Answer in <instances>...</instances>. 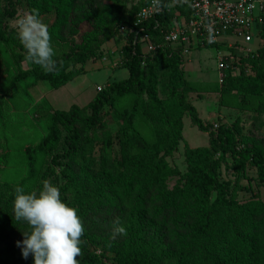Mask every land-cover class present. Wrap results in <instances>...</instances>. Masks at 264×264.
I'll return each mask as SVG.
<instances>
[{"label": "rangeland", "instance_id": "rangeland-1", "mask_svg": "<svg viewBox=\"0 0 264 264\" xmlns=\"http://www.w3.org/2000/svg\"><path fill=\"white\" fill-rule=\"evenodd\" d=\"M143 0H0V264H33L31 255L24 259L16 242L22 241L27 225L14 219L12 191L6 187L22 186L26 191L38 190L43 180L57 187L64 183L61 168L49 164L54 152L62 149L61 139L51 148L29 152L47 133L49 115L55 109H67L71 104L85 106L89 100L113 79L127 76L123 66L122 46L126 33L120 30L123 21L142 5ZM57 5V6H56ZM38 10L49 26L56 54H63L71 45L90 39L98 54L94 61L76 64L79 73L61 86L53 88L45 80L27 76L10 87L14 74L29 67L24 62L21 44L13 27L18 13ZM180 20L179 10L171 8ZM57 10V12H56ZM61 18H56V13ZM173 19V17H172ZM173 20L169 22L171 26ZM264 27V20H263ZM261 26L258 25L257 29ZM95 37L96 40L91 38ZM238 40L232 35L223 40ZM151 42H160L151 39ZM259 43V44H258ZM264 43L255 37L247 44L254 52ZM141 49L146 45L140 40ZM220 51L227 52L223 44ZM237 61L233 74L254 75L258 69L255 56L229 48ZM158 96L168 93L167 61L156 56ZM184 99L193 104L208 128L227 126L235 139L238 154L227 153L226 164L219 162V179L225 187L230 208L207 215L202 205L185 184L184 148L207 147V131L192 124L183 112L180 125L163 123V132L180 135L176 148L161 160L154 159V173L146 164H131L121 155L118 143L103 150L95 139L83 150V161L76 160L72 170L89 196L75 208L83 220L85 240L97 258L96 264H118V259L135 254L144 257L143 264H264V185L257 179L256 167L243 150L264 152V94L251 95L242 91L224 92L217 81L216 47L198 45L189 50L178 64ZM144 96L138 101L140 105ZM132 95L115 98L106 110L113 116L108 124L112 135L118 129L114 111L129 110ZM154 115L146 116L137 108L128 133H136L151 145L156 143ZM115 139V138H114ZM131 151L142 154L136 144ZM159 150L156 156H160ZM218 153L215 154L217 156ZM243 165L233 167L235 159ZM132 160V157H131ZM113 163L110 167L108 163ZM68 199H73L66 193ZM213 197V195H212ZM119 217L126 236L112 237L113 221ZM203 227V228H201Z\"/></svg>", "mask_w": 264, "mask_h": 264}, {"label": "trees", "instance_id": "trees-1", "mask_svg": "<svg viewBox=\"0 0 264 264\" xmlns=\"http://www.w3.org/2000/svg\"><path fill=\"white\" fill-rule=\"evenodd\" d=\"M170 0H162L165 6ZM145 2L143 0L142 4ZM57 6V5H56ZM140 7V6H139ZM137 7L130 16L128 21H123L126 24V42L121 48L123 54V66L127 70V76L120 79H113L103 88H100L97 93L89 100L85 106L71 104L67 109H55L49 115L47 133L34 146L27 147L29 152H41L51 148L58 140L61 139L62 149L60 152H54L49 164L61 168V173L64 177V183L59 187L61 199L69 206L74 207L78 202L79 206L83 205L85 199L89 196L87 190H84L74 174L71 162L76 160L83 161V150L90 148L91 141L95 139L101 144V149L106 150L115 142L118 143L123 158H128L131 164L137 162L147 164L150 171L154 173L158 170L157 165H153L152 161L161 160L163 155L169 154L176 148L177 140L180 135H175L172 130L163 132L160 126L167 122H176L180 125L181 114L185 112L192 124L198 129L207 131V147L184 148V160L186 163V172L184 174V184L191 190L198 201L207 206L206 213L211 215L219 209L230 208L232 201L225 197V187L219 179V162L226 164V154H238L236 150V139L227 126H220L217 129L208 128L202 123L195 106L184 99L181 89L182 79L179 77L178 64L184 59V54L181 52V46L173 48L163 46L154 51L143 54L139 37L144 33H149L151 39L161 40L162 32L167 29V25L172 20L174 13L171 8L167 11L156 12L154 16L145 21L142 29L131 31L132 21ZM181 13H185L182 5L175 4ZM172 7V8H173ZM165 9V7L163 8ZM57 12V10H56ZM182 13V14H183ZM56 18L60 19L61 14L56 13ZM264 20V12H263ZM263 20L259 26L258 37L264 39ZM157 23L158 26L156 25ZM123 25V24H121ZM96 40L95 37L91 38ZM12 43L19 45L13 37L10 38ZM90 39L85 38L83 43L79 45H71L63 54H57L55 59L63 61V65L59 74H45L43 70L34 64H29V67L17 71L12 77L9 85L14 87L15 83L27 76L35 79L45 80L53 88L63 85L68 80L76 76L79 72L74 69L76 64L84 63L85 61H94L98 54L92 48ZM259 44V43H258ZM209 46V45H205ZM161 53L164 60L167 61L168 76V93L165 97L158 96L156 72V56ZM25 55V51H24ZM256 55V56H255ZM255 56L258 62V69L254 75H247L238 72L237 74L228 73L221 82V89L224 92L242 91L251 95L264 94V43L256 48ZM234 66H237V61L232 58ZM132 95V104L130 109L123 110L121 113L114 111V115L118 119V129L115 135L110 133L108 124L112 119V115L105 109L109 108L115 98H124ZM143 95V102L138 104L140 96ZM146 116L154 115L153 121L155 133L158 135L156 143L147 144L144 139L136 133H128V127L132 122L133 116L137 112V108ZM115 138V139H114ZM130 144H136L142 151L138 154L131 151ZM159 150H163L160 156H156ZM218 153L217 156L215 154ZM246 153L257 171V179L264 185V152H257L254 149L243 150ZM132 157V160H131ZM237 163L233 167L238 168L243 165L242 159L238 158ZM114 167L112 161L108 163ZM13 192L12 187L5 188ZM66 193H70L71 198L68 199ZM213 195V197H212ZM13 196V195H12ZM203 228V227H201ZM81 245L83 255L78 259L80 264H96V256L90 252L85 240ZM144 257L135 254L130 258L118 259V264H143ZM181 264V261H178ZM216 264H224L218 262Z\"/></svg>", "mask_w": 264, "mask_h": 264}, {"label": "clouds", "instance_id": "clouds-1", "mask_svg": "<svg viewBox=\"0 0 264 264\" xmlns=\"http://www.w3.org/2000/svg\"><path fill=\"white\" fill-rule=\"evenodd\" d=\"M159 8L162 0H153ZM17 39L25 51L24 62L39 66L45 74H59L63 61L55 59L49 26L38 10L18 13L13 21ZM38 190L26 191L15 186L12 192L14 219L27 225L22 241H17L21 255H31L33 264H80L85 233L78 209L61 199L59 187L43 180ZM112 237L126 236L120 218L113 221Z\"/></svg>", "mask_w": 264, "mask_h": 264}, {"label": "built area", "instance_id": "built-area-1", "mask_svg": "<svg viewBox=\"0 0 264 264\" xmlns=\"http://www.w3.org/2000/svg\"><path fill=\"white\" fill-rule=\"evenodd\" d=\"M175 4L182 5L185 13L179 11L180 20L176 15L173 16L172 25L162 32L159 43H152L149 33L142 34L139 40L146 45L145 50L141 49L143 54L163 46L173 48L178 45L185 56L191 48L198 45L215 46L217 81L221 83L228 73L233 74L238 70L231 62L229 48L237 47L246 53H255L256 50L253 52L247 44L254 36L258 37L257 27L263 20L264 0H170L159 8L153 0H145L136 10L130 30L137 33V29H142L145 21L152 18L156 12L167 11ZM120 30L126 33L127 28L121 25ZM227 35H232L238 40H223ZM219 44H223L227 52L222 53L218 48Z\"/></svg>", "mask_w": 264, "mask_h": 264}]
</instances>
